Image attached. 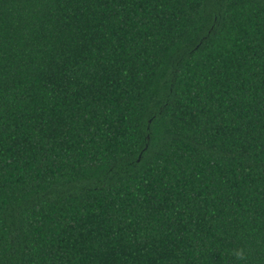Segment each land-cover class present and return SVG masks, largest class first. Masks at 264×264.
Returning a JSON list of instances; mask_svg holds the SVG:
<instances>
[{
  "label": "trees",
  "instance_id": "1",
  "mask_svg": "<svg viewBox=\"0 0 264 264\" xmlns=\"http://www.w3.org/2000/svg\"><path fill=\"white\" fill-rule=\"evenodd\" d=\"M0 264H264V0H0Z\"/></svg>",
  "mask_w": 264,
  "mask_h": 264
},
{
  "label": "clouds",
  "instance_id": "2",
  "mask_svg": "<svg viewBox=\"0 0 264 264\" xmlns=\"http://www.w3.org/2000/svg\"><path fill=\"white\" fill-rule=\"evenodd\" d=\"M231 255L234 256L237 261H246L247 260V253L243 247L232 249Z\"/></svg>",
  "mask_w": 264,
  "mask_h": 264
}]
</instances>
